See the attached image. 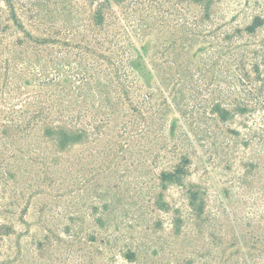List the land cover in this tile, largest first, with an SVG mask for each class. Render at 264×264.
Listing matches in <instances>:
<instances>
[{
  "label": "rangeland",
  "instance_id": "374dc122",
  "mask_svg": "<svg viewBox=\"0 0 264 264\" xmlns=\"http://www.w3.org/2000/svg\"><path fill=\"white\" fill-rule=\"evenodd\" d=\"M97 1L0 0V264H220L264 228V111L227 121L212 114L218 99L206 92L216 85L208 79L220 78V67L204 52L214 67L197 74L200 94L188 84L186 98L171 102L165 131L110 126L61 148L60 136L44 130L42 87L25 84L12 50L27 34L52 35L76 12L88 20ZM142 2L198 15L208 42L250 52L256 77L264 0ZM257 17L263 25L248 32Z\"/></svg>",
  "mask_w": 264,
  "mask_h": 264
},
{
  "label": "trees",
  "instance_id": "16d2710c",
  "mask_svg": "<svg viewBox=\"0 0 264 264\" xmlns=\"http://www.w3.org/2000/svg\"><path fill=\"white\" fill-rule=\"evenodd\" d=\"M126 1H97L88 20L80 19L82 13L76 12V18L62 22L52 35L33 38L27 34V40L14 45L13 63L27 71L26 85L32 79L42 87L44 130L60 136L61 148L92 131L110 130V126L137 133L153 127L165 131L171 102L186 98L185 87L190 84L194 92L201 93L202 87L194 81L201 83L214 67L208 63L209 57H218L220 62L216 63L220 78L208 79L216 85L206 91L218 99L210 106L212 114L227 121L231 116L264 111V63L259 58L252 60L256 73L252 77L247 69L250 52L236 53L234 45L224 44L221 38L208 42L199 16L190 10L178 4ZM262 25L257 17L246 30L254 33ZM204 52L209 57L201 60ZM227 54L236 62L232 70L224 60ZM176 84L181 87L174 88ZM239 240L242 243L236 252L220 264H264V228L248 240Z\"/></svg>",
  "mask_w": 264,
  "mask_h": 264
}]
</instances>
